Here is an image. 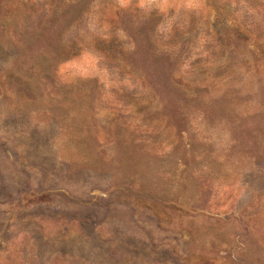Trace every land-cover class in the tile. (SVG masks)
<instances>
[{
	"label": "rangeland",
	"instance_id": "obj_1",
	"mask_svg": "<svg viewBox=\"0 0 264 264\" xmlns=\"http://www.w3.org/2000/svg\"><path fill=\"white\" fill-rule=\"evenodd\" d=\"M0 264H264V0H0Z\"/></svg>",
	"mask_w": 264,
	"mask_h": 264
}]
</instances>
